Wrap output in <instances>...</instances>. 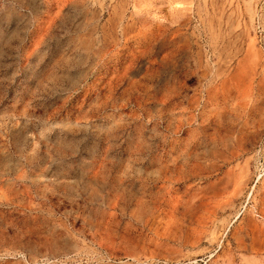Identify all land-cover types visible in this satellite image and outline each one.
<instances>
[{
  "label": "rangeland",
  "instance_id": "obj_1",
  "mask_svg": "<svg viewBox=\"0 0 264 264\" xmlns=\"http://www.w3.org/2000/svg\"><path fill=\"white\" fill-rule=\"evenodd\" d=\"M261 164L264 0H0V264H264Z\"/></svg>",
  "mask_w": 264,
  "mask_h": 264
},
{
  "label": "bare ground",
  "instance_id": "obj_2",
  "mask_svg": "<svg viewBox=\"0 0 264 264\" xmlns=\"http://www.w3.org/2000/svg\"><path fill=\"white\" fill-rule=\"evenodd\" d=\"M21 176H22V175H21ZM66 176H67V175H66ZM66 176H65V177H66ZM109 176H110V175H109ZM111 176H112V175H111ZM116 176L118 177V175H116ZM67 177H68V176H67ZM117 177H116V178H117ZM106 178H108V177L106 176ZM113 178H114V177H113ZM113 178H112V179H113ZM30 179H31V178H30ZM112 179H111V180H112ZM61 180H62V179H61ZM92 180H93V179H92ZM109 180H110V179H109ZM36 181H37V180H36ZM89 181H90V180H89ZM106 181H107V179H106ZM120 181H121V180H118V178H117L116 180H114V184H115V183H120ZM22 182H23V181H22ZM64 184H65V183H64ZM111 184H113V183H111ZM111 184H110V185H111ZM22 185H23V184H22ZM115 185H117V184H115ZM25 186H26V185H25ZM110 188H111V187H110ZM24 189H25V188H24ZM111 189H114V187L111 188ZM116 190H118V189H116ZM113 191H115V189H114ZM42 192H43V191H42ZM17 193H19V192H17ZM22 194H23V193H22ZM15 195H16V194H15ZM20 195H21V194H20ZM20 195H19V196H20ZM13 196H14V195H13ZM119 196H120V195H119ZM119 196H118V198H117V196H115V197L119 200V198H120ZM16 197H17V196H16ZM22 197H23V196H22ZM22 197H21V198H22ZM11 199H12V198H11ZM106 199H107V198H106ZM117 199H116V200H117ZM13 200H14V198H13ZM13 200H10V201H13ZM111 200H112V199H111ZM111 200H110V201L108 200L109 203L112 202ZM114 200H115V198H114ZM114 200H113V201H114ZM15 201H16V200H15ZM17 201H18V199H17ZM17 201H16V202H17ZM105 201H107V200H105ZM21 202H22V201H21ZM19 203H20V201H19ZM19 203H18V204H19ZM106 203H107V202H106ZM106 203H105V204H106ZM109 203H108V204H109ZM112 203H113V202H112ZM114 204L116 205L115 202H114ZM14 205H15V204H14ZM21 205H23V204H21ZM19 206H20V205H19ZM111 206H112V205H111ZM111 206H110V207H111ZM106 207H107V206H106ZM108 207H109V205H108ZM139 208H140V207H139Z\"/></svg>",
  "mask_w": 264,
  "mask_h": 264
},
{
  "label": "built area",
  "instance_id": "obj_3",
  "mask_svg": "<svg viewBox=\"0 0 264 264\" xmlns=\"http://www.w3.org/2000/svg\"><path fill=\"white\" fill-rule=\"evenodd\" d=\"M256 177H257V179H259V178H261L262 176H264V165L263 164H261L258 168H257V170H256Z\"/></svg>",
  "mask_w": 264,
  "mask_h": 264
}]
</instances>
